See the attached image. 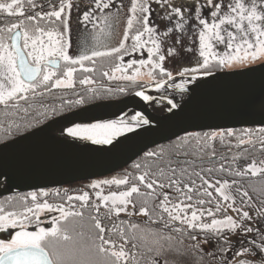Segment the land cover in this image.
I'll use <instances>...</instances> for the list:
<instances>
[{"label":"snow or ice","instance_id":"1","mask_svg":"<svg viewBox=\"0 0 264 264\" xmlns=\"http://www.w3.org/2000/svg\"><path fill=\"white\" fill-rule=\"evenodd\" d=\"M95 10L85 11L82 19L77 18V24H91L93 31L88 33L94 42L91 48L84 45L80 54L73 57L69 54L71 44L68 36L71 27V18L68 12L73 7L71 0H59V4L51 3L48 0L47 6L50 11H42L44 5H37L36 0H10V2H0V14L7 17H19L17 22L0 27V105H8L10 101L17 98L26 99L25 93L33 92L40 87L51 88H72L74 66L80 65L85 72L91 69L84 67V62H94L95 58L112 56L117 58L121 53L127 54L129 49L124 41L131 39V51L135 52L145 49L148 54L147 59L130 60L127 68L134 69L132 75L125 73V68L117 64L113 73L121 72L118 79L135 82L138 77L144 75L142 68L148 67L146 75L150 80L155 79L156 70H159L161 77L166 76L168 81H173L172 71L163 67L166 60L165 54L161 51L162 38H170L174 32V43L168 48V57H178L180 48L186 51H198L200 59L196 60V67H183L177 70L181 77H190L191 81H196L199 76H211L216 70L235 65H244L249 61L255 62L264 56V10H258L256 0H250V6H246L242 0H235L234 4L229 3L228 11L221 15L223 5L217 0H130V7L125 5L127 11L131 13L127 17L126 27L123 28V39L118 41V47L112 46L106 51H100L97 45H104V40L112 38L114 35H121L116 31L120 25V13H104L105 9L112 6V0H94ZM153 3L160 6L153 9ZM27 5V7H26ZM41 10L37 11V8ZM164 10V17L173 26L165 25L164 30L150 26V15L153 11ZM33 11V15H27V11ZM98 10L101 15H96ZM207 12L211 18V23L203 18L202 13ZM192 35H188L190 21ZM25 21L28 23L26 24ZM44 22L45 26H41ZM98 22V23H97ZM246 22V25H245ZM56 25L49 27L48 25ZM225 25H230L236 31H229ZM62 28V31H60ZM87 32V28H85ZM134 32V34H133ZM159 33V34H158ZM147 35V39H144ZM198 36V49L185 48L183 40H192ZM101 38H104L102 40ZM215 45H223V53H218L214 49ZM151 45L150 47H146ZM63 62L64 71L62 75L57 74ZM138 65V67H137ZM107 75V73H105ZM54 80V83H53ZM187 81H185L186 83ZM81 85L90 84L92 81L85 77L79 81ZM166 84L164 79L155 83L156 89H161ZM173 87L183 90L184 83L172 84ZM92 91V89H89ZM124 91L123 88L120 89ZM143 101L150 103L153 98L144 91L135 93ZM75 105L84 103L83 98L77 99ZM171 107L169 111L178 107L177 104L168 101ZM150 124V120L145 115L136 111L132 114L124 115L108 120H97L95 122L75 123L66 129L67 134L84 142L93 145H111L119 137L126 133H132L137 128ZM264 132V129L260 130ZM225 134L232 136L233 132L205 134L204 137L195 136L196 151H203L200 147L204 142L205 147H211L207 141H215L217 136L223 143ZM192 134H185V137L178 138L179 144H175V154L177 156L188 153L179 149L186 147ZM251 141H249L250 143ZM241 139L239 144H244ZM239 146V145H238ZM147 157L163 155L160 152L150 151L145 153ZM215 153H212L214 156ZM210 159L212 157H209ZM171 163V161H169ZM182 163H185L182 161ZM264 163V162H262ZM136 169H140L139 164H135ZM223 170V167L221 168ZM186 169H181L183 175ZM206 171L211 172L212 169ZM251 172L252 176L264 173V168H259L253 162L248 165L243 172L233 173L236 176L246 175ZM201 180L199 189L195 180L189 183L177 177V170L171 169L170 174H165L161 169L158 173H149L132 177L150 191L142 193L138 184L133 183L126 190L110 192L102 195V190L95 192L99 203L92 200L87 191L79 195H68L67 191L61 194L59 189L54 192L40 190L39 193L31 192L27 196L21 197L17 202L16 210L8 211L0 207V233L7 232L9 239L0 238V264H142L140 257L144 253H138L135 249L145 248L151 256L145 264H176L173 257L196 256L199 259L196 264H264V208L255 210V217H258L259 227L254 226V217L250 214L252 209L251 198L247 192L240 193V206H236L234 196L227 194L228 189L237 184L233 180L231 185L227 180L215 181V184L205 179L199 172L194 173ZM159 177V178H157ZM175 177V178H174ZM167 180V185L163 182ZM183 183V187L181 184ZM129 177L113 178L95 181L88 185L92 189L101 188V185L127 186ZM216 185H219L216 187ZM174 189V192H165L164 188ZM206 186V187H205ZM214 188L221 198L215 203V210L203 207L205 204H212V192L208 189ZM193 194L197 197L203 195L210 199H193ZM52 195L62 203L53 204L40 202L39 197ZM134 196L144 197L141 201L139 212L135 213L144 220V227L129 221H121L128 225L129 232L125 233L120 228L121 243L106 238L114 229H106L99 217L100 208L108 209L109 217L115 213L126 212L128 206L136 208ZM160 196L163 199H160ZM30 197L31 204L28 198ZM66 197V199H65ZM176 200V203H172ZM158 201V203L156 202ZM231 201V203H224ZM79 205L77 206V203ZM108 202L111 203L109 206ZM197 205L199 207H197ZM94 211L88 220L93 222L92 227L95 232L90 235L88 242L83 240V233H77L81 239H75L70 232L75 231L74 226L69 227V219L73 218L83 221L84 211ZM58 212L59 216L51 218V226H44L45 221L41 220L42 214ZM223 213L220 218L218 214ZM235 214V215H233ZM129 217L133 215L128 212ZM208 218V219H206ZM210 220V222H208ZM34 226L35 230L30 231L29 227ZM9 230H15L14 232ZM137 232L140 233L137 236ZM245 237H254L245 243ZM233 238L240 247L235 248ZM98 241V242H97ZM187 242V243H186ZM134 251H128V245ZM214 249L208 251L203 246ZM209 257L205 260L204 257Z\"/></svg>","mask_w":264,"mask_h":264},{"label":"water","instance_id":"2","mask_svg":"<svg viewBox=\"0 0 264 264\" xmlns=\"http://www.w3.org/2000/svg\"><path fill=\"white\" fill-rule=\"evenodd\" d=\"M161 89L148 84V103L135 92L88 104L0 143V198L50 190L104 178L125 168L149 149L184 134L264 127V62L211 76L173 77ZM185 81H187L185 83ZM184 83L180 90L173 83ZM178 105L169 111L168 101ZM140 111L150 124L119 137L111 145H93L70 137L75 123L118 118Z\"/></svg>","mask_w":264,"mask_h":264},{"label":"trees","instance_id":"3","mask_svg":"<svg viewBox=\"0 0 264 264\" xmlns=\"http://www.w3.org/2000/svg\"><path fill=\"white\" fill-rule=\"evenodd\" d=\"M0 2H10V0H0ZM36 3L37 5H44L42 9V11L44 12L51 10L47 6L48 0H36ZM51 3L58 5L59 0H51ZM36 10L39 11L41 9L38 7ZM26 14L33 15L34 12L29 10ZM18 19L20 18L7 17L6 14H0V27H4L6 25H10L13 22H17ZM42 25H44V23L41 22V26ZM60 31H62V28H60ZM79 70L80 69H76L72 88L49 87L45 89L44 87H40L35 90V93H27L25 95L26 99H16L14 101H10L8 105H0V143H3L28 131H31L57 116L63 115L65 113L98 101L123 98L126 95L137 91L138 89H141L145 86L141 84L135 86L133 89H130L129 92H121L118 88H115V84L112 85L114 87L110 85V87L106 86L108 83L104 81V77L101 79H97L95 76L90 75L92 80L97 81L98 84L96 86H91L90 88H82V85L79 83L82 78L81 76L79 77L77 75V71ZM79 73L80 75H82L81 72ZM116 87L118 86L116 85ZM89 89H92V91H89ZM81 98H83L84 103L81 105H75L74 102L77 99ZM261 129H264V127L238 128L235 130H231L233 132V135L227 136L225 134L223 143H221L219 136H217V139L215 141H207V144H210L211 147H205L204 142H202L200 145V147L204 149L202 152L196 151L195 136L198 135L199 137H204L205 134L211 135L214 132L218 133L221 131H203L188 133L192 134V138L190 139L189 144L186 147L179 149V151H186L188 154H181L177 156L175 154L176 149L174 148V145L180 143V140L178 138L185 137L184 134L172 141L155 146L145 152L147 153L150 151H156L159 153L160 150L163 149V155L159 157H147L144 153L118 172L102 179H98L101 181L113 178H123L125 175H128L129 184L127 186L101 185V188L92 189L88 185L95 182L96 180H90L74 183L59 188H52L50 190L44 191H48L51 193L59 189L61 191V194H63L66 190L68 195H79L82 194L84 191H87L91 199L99 203L98 198L95 196V192L102 190V194L106 195L113 191L119 192L126 190L127 187H130L133 183L139 185V182L133 180L132 177L141 175L145 171L149 173H158L162 169L167 175L170 174L171 169H176L177 177H179L183 181V183L191 184V181L195 180L198 189L202 182L199 177L194 175V173L199 172L202 176H204L205 179L209 180L213 184H215V181L217 180H227L230 185L233 180L237 181L236 185L225 189V192L235 197L237 207L240 206V193H248V196L251 198L252 205L254 206L252 209L245 207V210H250V214L254 217L253 221H250L249 223H253L254 226L259 227V224L257 223L259 218L255 217V210L264 208V173H258L256 176H252L251 172H248L246 175L243 176H236L233 173L238 171L243 172L247 168V166L252 164L253 162H255L257 167L264 168V163H262L264 162V132H261ZM247 130L253 132V134H256L257 136L254 135V138L251 140L250 143L249 141H247L244 144L240 145L239 141L242 138L238 135L243 131ZM227 131L228 130H224L223 132L227 133ZM213 152L215 153L214 156H212ZM209 157L212 158L210 159ZM169 161H171V163H169ZM182 161H184L185 163H182ZM135 164H139L141 166L140 169H136L134 167ZM222 167L223 170H221ZM181 169H186L183 175L180 174ZM207 169H212V171L208 172L206 171ZM163 182L165 183V185H167L166 179ZM183 183L181 184V187H183ZM218 186L219 185H216V187ZM139 187L142 193H148L150 191L143 185H139ZM237 187L240 189V193H237ZM208 190L212 192V197L214 198L213 203L205 204L203 207H210L215 210V203L217 200H221V198L215 192L214 188ZM39 191L40 190H36L35 192L39 193ZM164 191L174 192V189H169L166 186L164 188ZM31 192L34 191L19 193L12 196L0 198V207H4L5 210L8 211L16 210L18 208L17 202L19 201V199L21 197L27 196V194ZM143 199L144 197L134 196V203L136 204V208L133 209L130 205L131 210L128 211L133 213L131 217H129L128 212L120 213L119 216L113 213L109 217L108 209L105 207L100 208L98 218L101 219L103 226H105L106 229H114V231L110 235L106 233V238H110L116 241L117 244L122 242L120 240L119 235L120 228H123L126 234H128L129 229L128 225L122 224L121 221L130 220L132 223H136L139 224L141 227H144V220H146L147 217L141 219L140 217L135 215V213L139 212L141 201ZM160 199H163V197L160 196ZM193 199L208 200L210 198L203 195L197 197L193 194ZM38 200L40 202H44L45 200H47V202L53 204L62 203V201L56 199L52 195H49L47 197L38 196ZM27 202L31 204L30 197L28 198ZM156 202L158 203V201ZM176 202V200L172 201V203ZM76 203L78 206L79 202ZM224 203H231V201ZM109 206L111 205L109 204ZM197 207L199 206L197 205ZM94 214V211L89 212L88 210H85V219L83 221H80L79 219L74 220L73 218H70L68 222L69 227L74 226L75 231L77 233L82 232L84 234L83 237H86L88 239L89 236L93 235L95 232L94 228L92 227L93 222L88 220V217ZM52 215L57 216L56 213H53L50 216ZM222 215L223 213L218 214L217 218H220ZM208 222H210V220H208ZM252 238L254 237H245V243H247L248 240ZM233 241L235 248H239L240 245L236 241V238H233ZM127 247L129 252L134 251L131 247V243H129ZM213 250L214 249L211 248L210 251ZM135 251L138 253H144L143 257H140V259L142 262L146 261L149 253H147V250L145 248L142 249L138 247L137 249H135ZM101 264H104L103 260H101Z\"/></svg>","mask_w":264,"mask_h":264},{"label":"rangeland","instance_id":"4","mask_svg":"<svg viewBox=\"0 0 264 264\" xmlns=\"http://www.w3.org/2000/svg\"><path fill=\"white\" fill-rule=\"evenodd\" d=\"M174 2H179V0H174ZM201 2H203V0H201ZM217 2L221 3L224 6L222 9V12H221V15H223L224 12L228 11L227 6L229 5V3L234 4L235 0H217ZM242 2H245L246 6H250V0H242ZM71 3L73 5V7L68 10V12L70 14V18H71V27H70V33L68 36L69 42L71 44V47L69 49V54L72 55L73 57H75V56H78L80 54L84 45H88V47L91 48L92 44L94 43L91 40V36L88 35V33L93 31L92 25L91 24H87V25L77 24L76 21H77L78 17L80 19H82L83 13L85 11L95 10V3H94V0H71ZM125 5L130 7L131 6L130 0H112V6H110L109 9L104 10L105 14H107V13H120L121 14L120 25L115 26L116 31L121 33V35H114L112 38H109L107 40H104V38H101L102 40H104V45H106V47L102 46V45H97L98 50L106 51V50L110 49L112 46L118 47V41L123 39L122 31H123V28L126 27L127 17L131 15V13L127 11V8H125ZM256 5H257L258 10H264V0H256ZM152 7H153V9H159L160 8V6L155 4V3H153ZM96 15L100 16L101 13L98 10H96ZM164 15H165V13H164L163 9H160L159 13H157V11H153L150 15V22H151L150 26L157 27L161 31L164 30L165 25L173 26L175 21L171 22V24H170L169 21H167L166 19H161L162 17H164ZM202 15H203L204 19H206L209 23H211V18L207 12H203ZM194 22H195L194 20L190 21L189 25H186V27L189 30L188 35H192L191 24ZM25 23L27 24L28 22L25 21ZM42 23H44V22H42ZM195 23L198 24V22H195ZM245 25H246V22H245ZM43 26H45V25H42V27ZM48 26L49 27H55V25H51V24H49ZM225 27H227L229 31H232L234 33L236 31L230 25H225ZM85 28H87V32H85ZM133 34H134V32H133ZM176 35H178V33L174 32L173 34H171L170 38H167V39L162 38V47H161V51L166 56V60L163 62V67L168 71H172L173 77L178 76V74H177L178 69L182 70L183 67H196L195 61L200 59V57L198 55V51L188 52L184 48H180L179 45L176 46L177 48L180 49L179 56L178 57H168L167 56L168 48L173 45ZM147 38H148L147 35H145L144 39H147ZM124 43H125L126 47H128L129 51L127 54L121 53V56L119 58H117V56L115 54H113L112 56L95 58L94 62L85 61L84 67L91 69V71L85 72L83 70V68L80 67V65L74 66L76 69H80L79 71H77V75L79 77L81 76L82 79H84L85 77H88L92 81V83H90V84L82 85V88H90L91 86H96L98 84L97 81L92 80L90 75L95 76L97 79H101L104 77V79H105L104 81H106V83H108L106 86H109V85L112 86L113 84H115V88H118L119 90L121 88H123L124 89L123 92H129L130 89H133L137 85L155 84L160 79H164V80L167 79L166 76L161 77L159 70H156L155 79L150 80V78L146 75L147 71L149 70L148 67L141 69V72L145 73V74L138 77L135 82L114 78V77H120L122 75L121 72L113 73V69L115 68V66L117 64H120L125 68L124 74L132 75L134 69H128L127 68L128 61H130V60H137L138 61L141 59H147L148 58L146 48L133 52V51H131V45H132L133 41L131 39H128V40H125ZM183 44H184L185 48L198 49V47H199L198 36H194L192 40L185 38L183 40ZM150 46L151 45H147L146 47H150ZM214 49L218 53H221V54L225 50L223 45H215V43H214ZM261 62H264V56H261L255 62L249 61L247 64H244V65H235L234 67H226L223 69L216 70L215 72L241 69V68H245V67H248L251 65H255V64H258ZM137 67H138V65H137ZM53 70L57 71L58 76L62 75V72L64 71L63 62H61V68L60 69H53ZM75 72L73 73V81H74ZM79 72H81L82 75H80ZM105 73H107V75H105ZM53 83H54V80H53ZM179 83H181V82H179ZM116 85L118 87H116ZM112 87H114V86H112ZM26 94L27 93H25L24 95H26ZM17 99H19V98H17ZM254 135L257 136L256 134H253V132L247 130V131H243L238 136L241 137L242 139L244 138V141L247 142V141H251L254 138ZM95 180L100 181L98 179H95ZM102 195H104V194H102ZM106 195H108V194H106ZM108 204L111 205L110 202ZM130 210H131V206L129 205L126 212H128ZM53 213H56V215L59 216L58 212H52V213L41 215V220L45 221L44 226H49V227L51 226L50 221H51V217H53V215L52 216H50V215ZM29 230L32 231V230H35V228L29 227ZM9 231L14 232L15 230H9ZM70 234L73 235V237L75 239H81L79 236H77L76 231H73ZM136 234H138L137 236L140 235L139 232H137ZM0 238L9 239L10 237L8 236L7 232H4V233H0ZM83 240L85 242H88V239L86 237H83ZM203 247L207 248V245H205ZM207 250L210 251L211 248H207ZM150 256H151V254L148 255L147 259ZM147 259H146V261H147ZM173 259L176 261V264H196V262L199 258L196 256H182V257H173ZM204 259L208 260L209 257L205 256ZM142 264H145V261H143Z\"/></svg>","mask_w":264,"mask_h":264}]
</instances>
